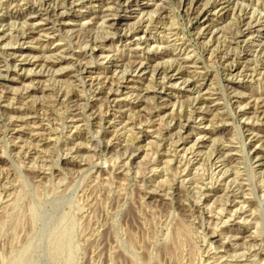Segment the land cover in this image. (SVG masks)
<instances>
[{
	"label": "rangeland",
	"instance_id": "374dc122",
	"mask_svg": "<svg viewBox=\"0 0 264 264\" xmlns=\"http://www.w3.org/2000/svg\"><path fill=\"white\" fill-rule=\"evenodd\" d=\"M75 1L0 0V264H264V0Z\"/></svg>",
	"mask_w": 264,
	"mask_h": 264
},
{
	"label": "bare ground",
	"instance_id": "6f19581e",
	"mask_svg": "<svg viewBox=\"0 0 264 264\" xmlns=\"http://www.w3.org/2000/svg\"><path fill=\"white\" fill-rule=\"evenodd\" d=\"M46 1H52V0H45V2ZM61 1V0H60ZM69 1V0H68ZM70 1H72V2H70L69 3V6H74V4L76 3V1L74 0H70ZM77 2H79V1H77ZM82 2V1H81ZM126 2H127V5H129L130 4V0H126ZM52 3V2H51ZM91 3V2H90ZM45 4H47V3H45ZM85 4V3H84ZM93 3H91V5H92ZM63 5H64V3H63ZM60 7V6H59ZM83 8H85V7H83ZM28 10H30V9H28ZM33 10V7L31 8V10L29 11L31 14H33V13H37L36 11H32ZM62 10V9H61ZM67 10V9H66ZM54 11V10H53ZM64 11V10H63ZM66 12V11H65ZM54 14H56L57 16H59V17H61V16H63V13L62 12H60L59 11V13H58V11L55 13V11H54ZM19 15V14H18ZM26 16V15H25ZM109 18V17H108ZM14 19V18H13ZM0 22H5V19H0ZM115 24H117V23H119V21L117 20V19H115V21H113ZM33 27V26H32ZM128 42H129V40H128ZM139 44V43H138ZM143 46V45H142ZM160 47V46H159ZM31 63V62H30ZM33 64V63H32ZM134 71H133V73H136V74H139V75H144L145 76V74H146V69L145 68H143V64L142 65H137V66H135L134 67ZM33 70V69H32ZM27 71H29V70H27ZM124 73V72H123ZM170 73H172V72H167L166 70H158V71H156V74H155V78L156 79H160L162 76L165 78V77H168V78H165V79H168L169 80V82H171L172 80H173V78L175 77V75H170ZM129 74V73H128ZM143 76V77H144ZM146 78V77H145ZM93 79V78H92ZM162 81V80H161ZM93 84V83H92ZM186 84V83H185ZM186 87H188V88H190V91H194L195 92V90H197V89H202L203 88V85H200V86H196V85H193V84H191V85H188V86H186ZM200 90H198L199 92H200ZM105 90L103 89V88H99V89H97V91L96 92H98V94H102L103 92H104ZM120 91V90H119ZM108 92V91H107ZM118 92V91H117ZM203 92V91H202ZM104 94V93H103ZM107 97H108V99L107 100H113V103L114 102H116L117 101V98H118V96L116 95V93H114L113 92V90H109V92L107 93ZM200 100V99H199ZM199 100H196V102L198 103L197 105H199V104H201V105H204V103H205V101H202V100H200V102H199ZM36 110V109H35ZM200 112V111H199ZM204 119V118H203ZM225 148H223V150H224ZM259 159V158H258ZM198 163V162H197ZM230 166V165H229ZM222 174H225V173H222Z\"/></svg>",
	"mask_w": 264,
	"mask_h": 264
}]
</instances>
